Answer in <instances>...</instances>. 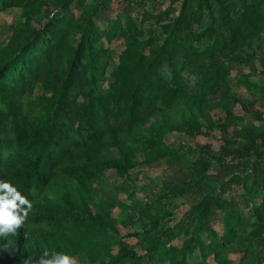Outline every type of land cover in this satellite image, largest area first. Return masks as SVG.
I'll use <instances>...</instances> for the list:
<instances>
[{
	"label": "trees",
	"instance_id": "16d2710c",
	"mask_svg": "<svg viewBox=\"0 0 264 264\" xmlns=\"http://www.w3.org/2000/svg\"><path fill=\"white\" fill-rule=\"evenodd\" d=\"M181 4L175 16L146 10L140 20V16L124 19L122 13L114 18L107 14L104 25L96 17L109 8L108 0H65L63 11L45 22L41 21L46 11L43 0H0V17L3 10L17 7L38 15L39 23L0 43V179H8L34 204L24 227L9 237L8 251L3 250L8 241L0 239V264H23L25 258H38L45 250L73 256L89 243L102 245L115 220L108 203L103 201L94 212L90 202L92 183L105 177V166L126 175L135 166L138 151L149 163L171 154L165 141L168 132H202L214 126L210 117L203 120L199 114L176 120L175 108L185 102L189 112L207 102L215 91L211 81L229 70L215 54L228 56L246 38L260 36L264 0H183ZM149 17L157 18L162 27L161 43L152 25L143 26ZM119 40L124 41V49L109 70L112 44ZM206 41H212L205 48L210 62L193 69L198 73L193 88L183 71L194 62L197 46ZM181 55H188L187 61L180 62ZM243 60L250 64L252 55ZM166 64L169 72L164 71ZM38 87L43 91L39 99L25 104L26 96ZM222 92L218 105L229 120L239 97L231 96L228 85ZM226 127L223 122L219 125L217 161L225 175L212 171V159L200 153L190 168L175 169L162 193L195 196L201 226L209 227L212 241L208 246L199 239L194 243L206 248V255L212 252L215 264H228L223 249L238 237L235 224L264 217V127H248L233 135ZM112 149L119 151L117 158H107ZM233 190L239 191L236 200L223 198ZM217 210L228 215L221 235L210 225ZM169 230L151 249L161 264H206L193 262L187 248L180 250L174 244L179 224ZM194 248L190 245L188 251L193 253ZM89 256L97 262L93 250ZM126 257H133L135 264L144 260V255L126 250L110 255L108 264H124Z\"/></svg>",
	"mask_w": 264,
	"mask_h": 264
},
{
	"label": "rangeland",
	"instance_id": "374dc122",
	"mask_svg": "<svg viewBox=\"0 0 264 264\" xmlns=\"http://www.w3.org/2000/svg\"><path fill=\"white\" fill-rule=\"evenodd\" d=\"M43 1L46 7L45 15L41 20L43 22L52 17L54 12L61 11L65 2V0ZM97 1L99 3L102 0H94V3ZM108 1L109 8L101 9L96 17V20L104 25L108 23L107 14L114 18L117 13H122L124 19L128 15L136 18L140 16V20L142 11L146 10L149 13L158 14L167 11L168 14L163 13V17L175 16L180 11L183 0ZM37 16L17 7L3 10L0 17V43L15 38L18 31L27 29L28 26L38 25ZM156 20L157 18L149 17L143 26L147 29L152 25L153 35L157 42L161 43L165 35L162 33L161 25L157 24ZM211 43L212 41H206L202 45H198L197 51L199 53L194 59H191L194 62L183 71L190 87H197L198 73L193 69H196V66L201 62L209 65L210 59L207 60L206 58L207 51L205 48ZM112 46L109 70L119 62L121 51L124 49V41H116ZM239 47L228 56L221 53L215 54L222 67H229V70L218 81L216 79L211 81L215 85V91L209 94L210 98L202 107H196V109L185 112V102H179L178 107L175 108L178 112L175 119L179 121L187 120L194 114H199L203 120H209L210 117L215 122L214 126L210 129L203 128V131L210 130L209 134H202L203 131L189 133L187 130L168 132L165 135V141L171 147L172 152L167 157L149 163L145 153L138 151L133 160L135 166L126 175H119L115 168L105 166V177L93 181L91 208L97 212L103 201L108 203L115 223L108 230V237L105 238L102 245L89 243L86 250H81L77 255H73L80 261V264H108L111 261L110 255L124 253L126 250L144 255V260L142 259L138 264H161L158 256L154 254V250H151L154 247L153 243L159 239H165L166 234L171 232L169 229L178 224L181 226V230L178 231L179 234L176 236L174 244L179 249L187 248L186 254L193 262L205 261L206 264H215L212 252H208L206 255L204 253H207L206 248L202 249L200 244H195L196 239L203 241L206 246L210 245L212 241L209 227L202 228L201 226L202 216L194 207L195 196L191 194L180 197L169 193L163 195L162 193H164V184L168 177L175 172V169L190 168L194 157L200 153L212 159V171L225 175L217 162L221 154L220 137L222 133L219 128L220 123L227 124L226 128L230 132L229 134L244 131L248 127L258 129L264 127V27L260 36L255 35L250 39L246 38L244 44ZM248 53L252 55L253 59L250 64L243 60V57ZM187 56L181 55L179 57L181 58L180 62L187 61ZM240 70L243 73L237 75ZM164 71H170L168 64L164 66ZM227 85L230 87L231 96L239 97V101L233 106V118L229 120L226 113L218 105L224 95L222 91ZM42 92L41 88L38 87L34 94L26 96L25 104L38 100ZM183 116H185L184 119ZM158 117L157 115L151 116L147 120L146 126H149ZM239 141L240 143L244 142V138H240ZM106 156L107 158H117L119 151L112 149ZM218 192L219 190L216 193ZM237 193H239L238 190L229 191L223 195V198L236 200ZM227 217L226 212L217 210L213 221L210 222V225L218 231L219 235L226 229ZM235 225L238 237L225 246L223 258L228 264H264V217L261 219L255 217L251 222H246L244 219ZM164 232L166 233L163 234ZM190 245H195L193 253L188 251ZM89 250H93L97 255V262H92ZM68 255L71 256V254ZM121 263L135 264L133 257H126ZM164 264L170 263L167 261Z\"/></svg>",
	"mask_w": 264,
	"mask_h": 264
},
{
	"label": "clouds",
	"instance_id": "9594fccd",
	"mask_svg": "<svg viewBox=\"0 0 264 264\" xmlns=\"http://www.w3.org/2000/svg\"><path fill=\"white\" fill-rule=\"evenodd\" d=\"M34 204L8 179H0V239L8 241L3 250L8 251L10 236H16L18 231L27 223ZM23 264H80L75 256L64 252H49L48 250L38 257L29 256Z\"/></svg>",
	"mask_w": 264,
	"mask_h": 264
}]
</instances>
